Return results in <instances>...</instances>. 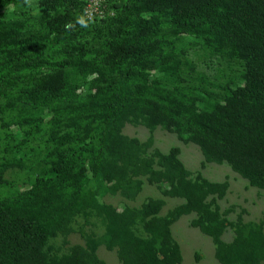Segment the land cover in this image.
Listing matches in <instances>:
<instances>
[{
  "label": "trees",
  "instance_id": "obj_1",
  "mask_svg": "<svg viewBox=\"0 0 264 264\" xmlns=\"http://www.w3.org/2000/svg\"><path fill=\"white\" fill-rule=\"evenodd\" d=\"M21 1L0 0V6ZM51 3L44 5L50 8ZM111 7L117 13L118 6ZM123 8L148 16L120 31L109 29L104 50L91 59L84 51L77 53L80 46L64 49L68 53L64 57L45 54L43 49L36 55L35 45L27 51L20 44L14 49L17 24L0 20V51L5 54L0 57V80L23 83L22 104L28 109L53 108L50 136L62 147L48 178L27 192L0 199V264H104L92 249L79 245L61 256L44 251L49 238L69 234V221L81 205L106 219L105 248L116 249L121 264H180V249L169 228L190 213L196 215L191 225L211 238L219 264H264L262 225L248 226L240 215L229 223L230 211L221 213L216 205L226 193V182L210 183L200 175L191 178L177 158L178 149L143 157L145 145L121 133L127 121L139 120L149 130L160 125L167 131L182 124L207 162L227 163L251 187L264 190V0H132ZM109 15L99 23L115 19ZM168 30L204 40L214 51L242 63L244 84L228 94L223 108L195 112L191 104L176 100L165 105L168 98L154 101L148 88L136 82L146 71L165 72L175 63L174 54L158 44L160 33ZM66 68L79 69L81 79L70 86L58 81L54 75ZM97 73L104 78L98 79L92 94L82 97L78 90ZM85 162L94 178L117 185L129 175H144L148 184L167 185L164 196L184 203L164 217H157L164 205L161 199L119 213L93 198L85 204V177L78 173ZM136 220L151 240L131 232ZM227 227L234 234L228 244L221 240Z\"/></svg>",
  "mask_w": 264,
  "mask_h": 264
},
{
  "label": "rangeland",
  "instance_id": "obj_2",
  "mask_svg": "<svg viewBox=\"0 0 264 264\" xmlns=\"http://www.w3.org/2000/svg\"><path fill=\"white\" fill-rule=\"evenodd\" d=\"M49 1H52L50 8L44 5ZM131 1L22 0L16 5L9 3L0 6V20L17 24L18 28L14 29L16 40L12 45L14 49L20 44L27 51L35 45L36 55L43 49L45 54L54 57L61 54L64 57L68 54L64 49L80 46L82 50H77V53L84 51L91 59L104 50V37L109 29L120 31L148 16L146 13L137 15L134 11L124 10L123 7ZM114 5L119 8L117 13L111 7ZM103 13H110L109 17L115 19L99 23L106 17ZM78 19H84L87 26L77 23ZM68 24L72 27L66 28ZM158 44L164 51L174 54L175 63L165 72L146 71L136 79V82L148 88V97L154 101L163 97L168 98L163 102L165 105L171 100L183 101L191 104L195 112L211 110L216 106L223 108L228 94L244 84L242 63L214 51L204 40L182 32L174 35L168 30L160 33ZM0 54V57L5 55L1 51ZM41 71L46 72L45 69ZM55 76L65 86L81 79L77 68H66ZM101 78H104L102 73L89 76V84L78 93L82 97L92 94ZM22 89H25L22 82L7 84V80H0V168L5 166L0 180V199L27 192L37 181L48 178L56 151L62 149L50 136L54 127L51 123L53 108L28 109L22 104L25 101L20 92ZM169 119L170 116L166 115L165 120ZM34 125L38 130H32ZM121 133L145 145L143 157H150L154 151L167 155L170 150L178 149L177 158L191 178L200 175L210 183L226 182L228 188L224 197L216 199L219 211H230L226 216L229 223H234L240 215L248 226L261 224L264 234V190L251 187L227 163L207 162L200 148L190 140L191 133L184 125L172 127L171 131L160 125L149 130L139 120L135 123L127 121ZM153 168L159 169L156 164ZM78 173L85 177L82 183L85 204L88 201L91 203L93 198L96 204L111 206L119 213L125 208L139 210L149 199H161L164 205L157 217H164L184 203L181 198L164 196L162 192L167 185L148 184L144 175H129L116 185L107 182L104 177L94 178L86 162L78 168ZM211 199L208 197L207 202ZM195 219L194 213L180 216L169 228L172 239L180 249V264H219L214 257L215 247L211 238L191 225ZM68 228L70 232L67 236L57 234L48 239L44 247L46 253L61 256L67 254L71 247L79 245L92 249L104 264H121L116 249L108 251L105 248L107 221L94 208L77 207ZM130 230L143 241L151 240L140 220H136ZM233 238L232 228L227 227L221 240L228 244ZM153 245L157 249V241Z\"/></svg>",
  "mask_w": 264,
  "mask_h": 264
},
{
  "label": "clouds",
  "instance_id": "obj_3",
  "mask_svg": "<svg viewBox=\"0 0 264 264\" xmlns=\"http://www.w3.org/2000/svg\"><path fill=\"white\" fill-rule=\"evenodd\" d=\"M77 23H79L81 26H84V27L87 26V24L85 23L84 19H78V20H77ZM65 27H66V28H70V27H72V25H71V24H68V25H66Z\"/></svg>",
  "mask_w": 264,
  "mask_h": 264
},
{
  "label": "built area",
  "instance_id": "obj_4",
  "mask_svg": "<svg viewBox=\"0 0 264 264\" xmlns=\"http://www.w3.org/2000/svg\"><path fill=\"white\" fill-rule=\"evenodd\" d=\"M97 11V10H96ZM105 15V13H103ZM100 18H102V15L99 16ZM102 20V19H101Z\"/></svg>",
  "mask_w": 264,
  "mask_h": 264
}]
</instances>
